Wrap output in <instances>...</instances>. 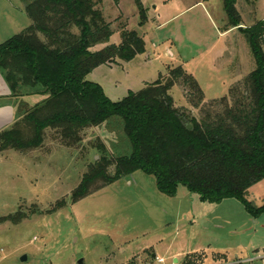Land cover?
Returning <instances> with one entry per match:
<instances>
[{
    "label": "rangeland",
    "instance_id": "obj_1",
    "mask_svg": "<svg viewBox=\"0 0 264 264\" xmlns=\"http://www.w3.org/2000/svg\"><path fill=\"white\" fill-rule=\"evenodd\" d=\"M96 1L112 23L109 44L121 43L124 29L137 31L146 43L133 59L101 64L88 75L112 101L140 91L168 74V67L179 65L195 76L206 100L217 99L256 67L240 26L222 29L227 22L224 0H141L145 23L135 0ZM236 6L245 28L264 19V0H238ZM31 25L25 0H0V45ZM0 86V94L7 91ZM20 91L16 101L25 106L32 89ZM171 94L176 106L194 108L183 86L173 87ZM82 138L68 147L49 129L38 147L5 148L0 141V264H152L153 251L145 249L150 247L168 264H183L184 253L195 249L203 250L197 253L202 258L198 264H264V212L254 216L235 198L203 202L183 185L169 196L158 189L154 175L141 170L45 213L56 202L69 200L101 155L132 152L120 116L85 130ZM247 198L255 207L264 205V179L249 188ZM10 214L13 218L5 219Z\"/></svg>",
    "mask_w": 264,
    "mask_h": 264
},
{
    "label": "trees",
    "instance_id": "obj_2",
    "mask_svg": "<svg viewBox=\"0 0 264 264\" xmlns=\"http://www.w3.org/2000/svg\"><path fill=\"white\" fill-rule=\"evenodd\" d=\"M135 1L145 23V7ZM237 2L224 0L227 22L222 29L240 26L256 67L233 83L227 95L206 100L195 76L179 65L168 67V74L140 91L112 101L88 75L101 64L143 53L144 38L124 29L121 43L109 44L112 23L96 0H25L32 25L0 45V70L15 97L17 116L24 110L12 127L0 131L3 146H41L49 129L66 146H76L85 130L120 116L132 147L129 155H101L69 200L56 202L45 213L75 204L138 170L154 175L158 189L169 196L183 185L203 202L235 198L254 216L264 212V205L255 207L247 198L249 188L264 179V19L241 26ZM100 44L106 45L96 50ZM25 86L32 89L27 95L46 97L30 107L26 101L25 106L17 103ZM175 86L189 91L194 108L176 106L171 94ZM100 149L106 153L104 145ZM198 255L187 254L183 264H198Z\"/></svg>",
    "mask_w": 264,
    "mask_h": 264
},
{
    "label": "crops",
    "instance_id": "obj_3",
    "mask_svg": "<svg viewBox=\"0 0 264 264\" xmlns=\"http://www.w3.org/2000/svg\"><path fill=\"white\" fill-rule=\"evenodd\" d=\"M0 85H4L7 89V91L4 90L5 94L4 93L0 94V131H1V130H5V129H2L4 128L5 125H9V124L12 125L13 122L15 121L17 117V106L15 102V97L12 95V91L3 73L1 72V70H0ZM26 97L31 100V102H28V103L32 106L35 103L42 101L46 96L40 95V94H30V95H27ZM145 249H151L153 251L152 259L157 255V253L155 252V248L150 247V248H145ZM199 251H203V250L195 249L193 251L186 252L184 253V257L187 256V254L196 253V252L198 253ZM179 254L180 253H176L174 255V262H177V263L179 262V256H180Z\"/></svg>",
    "mask_w": 264,
    "mask_h": 264
},
{
    "label": "built area",
    "instance_id": "obj_4",
    "mask_svg": "<svg viewBox=\"0 0 264 264\" xmlns=\"http://www.w3.org/2000/svg\"><path fill=\"white\" fill-rule=\"evenodd\" d=\"M253 258H249L247 261H252ZM244 261V260H243ZM237 262H240V261H237ZM235 263V262H234ZM152 264H168L167 263V259L164 257V256H158L156 255L154 258H153V262ZM233 264V263H232Z\"/></svg>",
    "mask_w": 264,
    "mask_h": 264
},
{
    "label": "water",
    "instance_id": "obj_5",
    "mask_svg": "<svg viewBox=\"0 0 264 264\" xmlns=\"http://www.w3.org/2000/svg\"><path fill=\"white\" fill-rule=\"evenodd\" d=\"M21 260H22V261H26V260H27V256H26V255H23V256L21 257Z\"/></svg>",
    "mask_w": 264,
    "mask_h": 264
}]
</instances>
